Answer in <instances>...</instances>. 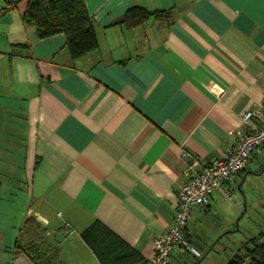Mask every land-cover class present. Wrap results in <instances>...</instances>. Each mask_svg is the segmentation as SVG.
<instances>
[{"label":"crops","instance_id":"obj_1","mask_svg":"<svg viewBox=\"0 0 264 264\" xmlns=\"http://www.w3.org/2000/svg\"><path fill=\"white\" fill-rule=\"evenodd\" d=\"M10 3L0 18V188L20 191L15 175H25L31 203L18 219L6 211L12 242H0V264H32L13 252L29 216L45 229L49 264H101L80 236L94 222L147 264L184 171L221 159L249 130L243 115L262 107L264 0H83L97 49L77 60L63 35L39 40L23 25L25 0H0V10ZM133 7L169 18L127 31L118 22ZM222 199L191 209V246L192 223Z\"/></svg>","mask_w":264,"mask_h":264},{"label":"trees","instance_id":"obj_2","mask_svg":"<svg viewBox=\"0 0 264 264\" xmlns=\"http://www.w3.org/2000/svg\"><path fill=\"white\" fill-rule=\"evenodd\" d=\"M16 6V3L7 4L0 10V18L13 11ZM150 18L167 21L169 13H149L142 8L133 7L124 13L118 24L128 31L142 26ZM21 19L23 25L31 28L39 40L63 35L72 60L97 49L93 22L83 0H25ZM241 172L244 174L245 170ZM80 236L101 264H129L130 261L146 264L135 251L126 247L98 222H94ZM259 241L257 237L251 239L243 246L245 255L236 254L226 264H264V245ZM51 251L52 248L46 242L45 229L34 216H29L18 230L13 252L24 255L32 264H49ZM121 260H124L123 263Z\"/></svg>","mask_w":264,"mask_h":264},{"label":"rangeland","instance_id":"obj_3","mask_svg":"<svg viewBox=\"0 0 264 264\" xmlns=\"http://www.w3.org/2000/svg\"><path fill=\"white\" fill-rule=\"evenodd\" d=\"M258 159V164L251 166L247 176L241 178L242 174L231 186L228 199H222L206 217L192 223V234L197 243L193 248L201 256L195 259L184 253L180 259L183 264H226L236 254L244 256L243 246L251 239L257 237L264 245V153ZM3 178L0 175V183ZM15 178L20 182L16 184L20 191L5 185L0 188V242H12V232L8 233L7 222L2 220L8 215L6 211L14 213L13 219H18L31 203L25 175H20V179L15 175ZM15 223L13 221L9 226Z\"/></svg>","mask_w":264,"mask_h":264},{"label":"built area","instance_id":"obj_4","mask_svg":"<svg viewBox=\"0 0 264 264\" xmlns=\"http://www.w3.org/2000/svg\"><path fill=\"white\" fill-rule=\"evenodd\" d=\"M242 120L249 126V130L236 132V144L221 159L193 172L184 171V182L177 192V207L173 213L172 225L166 232L153 239V256L147 264H167L173 251L188 254L195 259L200 258V253L190 245L184 235L190 211L194 207L208 205L213 193H219L228 199L229 193L224 190L223 185L231 182L245 168L252 156L264 148V84L262 107L246 112ZM183 156L195 168L196 159L187 153ZM63 227L68 235L73 233L67 223H64Z\"/></svg>","mask_w":264,"mask_h":264}]
</instances>
